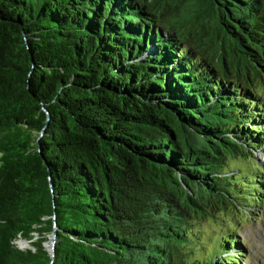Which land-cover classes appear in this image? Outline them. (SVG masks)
<instances>
[{
	"label": "trees",
	"instance_id": "1",
	"mask_svg": "<svg viewBox=\"0 0 264 264\" xmlns=\"http://www.w3.org/2000/svg\"><path fill=\"white\" fill-rule=\"evenodd\" d=\"M183 1L0 0V264L247 258L210 222L264 195V3L192 0L219 69Z\"/></svg>",
	"mask_w": 264,
	"mask_h": 264
},
{
	"label": "rangeland",
	"instance_id": "2",
	"mask_svg": "<svg viewBox=\"0 0 264 264\" xmlns=\"http://www.w3.org/2000/svg\"><path fill=\"white\" fill-rule=\"evenodd\" d=\"M194 1L184 0L182 3L175 6L174 4H171V6L167 7L166 10L161 13L164 14L163 21H165V23L178 21L179 23H182L181 30L186 31L187 28L191 29V36H193V40L196 41V45H198L197 49L213 60L214 64L219 69H222L224 62L221 59L216 60L218 47H215V41L212 42L211 39L213 34H217V31L214 29L213 22L196 19L195 10L197 9V6ZM227 60L229 61V58ZM229 66H231L230 62ZM234 66H238V68L242 70L244 63L241 62L237 64L236 61H234L233 67ZM255 88L264 95V87L260 88L259 86H256ZM252 160H255L258 164L264 166V150H256ZM233 166L236 169L238 168L237 171L242 169L245 172L252 167L249 163L246 164L244 162H237V164H234ZM262 182L264 185V180ZM243 210L251 212L245 214ZM218 222L223 225L235 224L241 229L236 233V237L244 247V257L247 258L244 262L239 264H264V195H262L261 203L254 206V208L238 209V207H228L227 212H221L220 216L216 218V221L210 223L211 225H216L219 224ZM38 239L39 237H36L33 241H38ZM33 241L18 240L16 243L21 249H27L32 246ZM51 244L52 236H50L48 242L44 244L48 251H50Z\"/></svg>",
	"mask_w": 264,
	"mask_h": 264
},
{
	"label": "water",
	"instance_id": "3",
	"mask_svg": "<svg viewBox=\"0 0 264 264\" xmlns=\"http://www.w3.org/2000/svg\"><path fill=\"white\" fill-rule=\"evenodd\" d=\"M56 243H57V234H56V232H54L52 235V244L50 247V252H51L52 257H55V245H56Z\"/></svg>",
	"mask_w": 264,
	"mask_h": 264
}]
</instances>
